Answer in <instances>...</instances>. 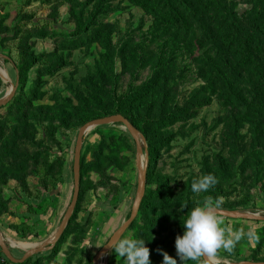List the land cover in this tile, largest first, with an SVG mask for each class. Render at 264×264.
Here are the masks:
<instances>
[{
  "label": "rangeland",
  "instance_id": "rangeland-1",
  "mask_svg": "<svg viewBox=\"0 0 264 264\" xmlns=\"http://www.w3.org/2000/svg\"><path fill=\"white\" fill-rule=\"evenodd\" d=\"M0 40L20 78L16 98L0 108V232L8 247L11 235L35 242L60 182L57 167L69 156L73 165L79 129L115 115L139 131L157 193L147 206L149 232L123 238L146 240L152 259L157 244L170 256L187 214L207 196L219 198L220 209L264 216V0H0ZM10 89L0 83V100ZM104 132L115 152L127 135L136 164L123 125L87 132L75 219L56 246L22 264H93L120 228L103 229L110 217L89 200L88 138ZM113 159L109 195L118 197L128 186L120 181L125 160ZM208 173L218 183L192 193V181ZM257 242L216 264L264 262L262 234ZM9 248L16 259L26 253ZM0 264H14L1 248ZM100 264L125 262L111 250Z\"/></svg>",
  "mask_w": 264,
  "mask_h": 264
},
{
  "label": "crops",
  "instance_id": "crops-1",
  "mask_svg": "<svg viewBox=\"0 0 264 264\" xmlns=\"http://www.w3.org/2000/svg\"><path fill=\"white\" fill-rule=\"evenodd\" d=\"M2 71L6 72V77L2 74ZM15 79L17 78L14 68L12 69L10 66H8V64H6V62L0 59V82L2 83V86L6 87L7 84H9L12 88L16 83ZM104 134L106 133L104 132ZM101 140L102 137L100 136V134H96L93 135L91 138H88V193L90 197L89 200L93 199L94 205L98 207L97 215H108L110 217L108 219V222L104 225L103 229H110V231H112V235L128 219L131 210L130 207H132L134 201L135 187L137 186L139 180V172L137 169V163H131V160L130 162L123 165L124 170L122 172V177L120 181H123V183H128V186L119 189L118 197L115 194H112V196L109 195L111 191L110 181L115 183V178L117 177L115 170L116 168L115 166L109 167V162H107L105 158V151L102 147H99ZM71 161V156L67 157L65 161L62 160L60 182L57 185L56 190H54L51 194L52 201L48 214L46 216H42L41 224L35 229L38 232V235H33L35 237V242L33 241L25 243L18 242V240L14 241V236L11 235V242L13 245H9V247H19L26 250L27 252L28 250L35 247H39L43 243H46L55 237L73 196L74 177L73 165H71ZM103 179L105 180L104 184ZM97 180H100V184L98 186ZM100 190H104L106 194H108L107 196L103 197L104 200H99L98 198H96V196H94V193H97ZM111 200H116V202H114V205H111ZM217 217L220 220L221 227L229 229L233 232L238 231L240 233V239L236 241L232 251L236 248L237 245L243 243L249 244L251 245V247H253L254 244L258 245L257 237L259 233L264 229V223L247 220L229 219L220 216ZM138 218L139 220L141 219L140 214ZM31 222L32 224L38 223L33 220ZM10 233L15 234V237L18 238V234L14 233L12 230H10ZM21 238L19 237V239ZM157 252L159 253L158 258H149L151 264H162L163 256L161 252H164V249L160 248V250ZM226 253L231 252L225 251L224 249H220L217 251L214 257L220 259V256ZM170 256L174 259H177V264H180V261L176 256V249L174 244L171 245Z\"/></svg>",
  "mask_w": 264,
  "mask_h": 264
},
{
  "label": "clouds",
  "instance_id": "clouds-1",
  "mask_svg": "<svg viewBox=\"0 0 264 264\" xmlns=\"http://www.w3.org/2000/svg\"><path fill=\"white\" fill-rule=\"evenodd\" d=\"M218 183L217 178L205 174L194 179L191 191L194 194L206 193ZM220 207V200H213L211 196L204 198L202 205L197 206L187 214L183 222V234L175 238L176 256L180 264L188 261L197 262L202 256L213 257L218 250L231 252L236 241L240 239L238 231L233 232L220 226L215 210ZM113 238L107 246L112 249L115 256H119L125 264H151L149 248L145 246L144 239ZM159 251V250H158ZM162 264H177V259L166 252H161Z\"/></svg>",
  "mask_w": 264,
  "mask_h": 264
},
{
  "label": "water",
  "instance_id": "water-1",
  "mask_svg": "<svg viewBox=\"0 0 264 264\" xmlns=\"http://www.w3.org/2000/svg\"><path fill=\"white\" fill-rule=\"evenodd\" d=\"M0 58L5 59L6 61L10 60L9 57L1 53H0ZM18 84H19V79L17 77L16 83L11 88L10 92L3 99L0 100V108L3 106H6L8 102L13 99V97L15 96L17 92ZM115 124L123 125L127 129V131L129 132L130 136L132 137V139L134 140L136 144V163H137V169L139 172V185H138L137 194L135 197V201H134L130 216L125 221V223L112 235L110 240L113 238L112 242H114L115 239L122 238L124 234L127 232V230L131 227V225L137 220L143 199L145 197L146 187H147L148 162L146 165L142 163L143 153L144 152L147 153V151L144 150L143 148V143H142L143 139L141 135L139 134V131L123 115H115V116L95 119V120H92L86 123L79 129L77 140H76V145H75L74 157H73V177H74L73 196H72L70 205L63 217V220L59 226V229L55 237L51 239L50 241L43 243L39 247H35V248L28 250L21 259H16L12 255L7 244L2 239V235L0 232V248L2 250V253L4 254V256L7 258L9 262L14 263V264L25 263L26 261L31 259L33 256L40 254L44 252L45 250L56 246L58 242L62 239V237L64 236L67 230V227L69 226L71 222V219L73 217V214L78 204V199L80 195V185H81L80 181H81L82 149H83V143H84L85 136L87 132H89L90 130H93L96 127L115 125ZM215 212L217 216L224 217V218L264 223V216H260V215L245 214V213H240V212H236L233 210H225V209H220V208H217ZM107 244L104 246V248L100 252L96 254V256L93 259V264H100L102 255L112 250L107 246ZM202 258L207 264H216L212 262V260H210L209 257L205 258L202 256ZM234 264H242V263H234ZM246 264H264V262H258V263L252 262V263H246Z\"/></svg>",
  "mask_w": 264,
  "mask_h": 264
},
{
  "label": "trees",
  "instance_id": "trees-1",
  "mask_svg": "<svg viewBox=\"0 0 264 264\" xmlns=\"http://www.w3.org/2000/svg\"><path fill=\"white\" fill-rule=\"evenodd\" d=\"M210 5H211V3H207L205 6L206 7H210ZM10 59V58H9ZM7 62H9V63H11L12 65H13V68H14V70H15V73H16V75H17V73L19 72V69H17V67L16 66H14V64L12 63V60L10 59L9 61H7ZM1 83V82H0ZM20 91V78H19V84H18V89H17V92H16V94H15V96L13 97V99L11 100V101H9V102H12V101H14V99L16 98V96H17V94H18V92ZM8 102V103H9ZM8 105V104H7ZM4 107V106H3ZM2 108V107H1ZM127 118V117H126ZM128 119V118H127ZM129 120V119H128ZM130 121V120H129ZM131 122V121H130ZM132 123V122H131ZM132 125L134 126V124L132 123ZM121 136V135H120ZM101 137H102V140H101V143H100V146L99 147H102L103 148V150L105 151V158H106V161L107 162H109V167H112V166H115V164H111L110 163V160L111 159H115V156L116 157H118V159H121V160H125L124 162H125V164L126 163H128V162H130V160H131V158L133 157V153H134V151H133V147H134V145L132 144V142L131 141H129V137H127V135H124L123 137L124 138H126L125 140H126V142H127V144H126V147H125V149L123 150V152L122 151H120V152H115L114 150H113V147L114 146H110L109 145V143L108 142H106V137H105V134H102L101 133ZM119 140H121V137H119L118 138ZM112 147V148H111ZM110 154H112V157L110 156ZM128 158V159H127ZM113 159V160H114ZM61 164H62V161H61ZM124 164V165H125ZM84 165H85V163H84V156L82 155V161H81V180H82V176H83V170H84ZM59 168H61V170H62V165H60V166H58L57 167V169H58V172H59ZM150 168V167H149ZM148 168V172H147V187H146V193H145V197H144V199H143V202H142V205H141V208H140V212H139V214H140V217H141V221H143V224H139L140 222H138V221H135L132 225H131V227L127 230V232L124 234V236L123 237H125V236H127V234L129 233V231L131 230L132 232H133V230H138L139 232H142V231H144L145 233H148L149 232V225H146L147 223H145V216L148 214V207L147 206H149L152 202H154V200L156 199V196H157V193H156V191H152L151 189H149V179H150V175H151V171H150V169ZM59 176H61L60 174H59ZM58 176V173L56 174V177H59ZM80 184H81V181H80ZM44 186V185H43ZM45 187V190H49L50 189V185H46V186H44ZM111 187H113L112 185H111ZM120 189V188H119ZM118 189V190H119ZM80 195H81V190H80ZM79 195V199H78V204H79V202H80V196ZM116 199V198H115ZM116 201V200H115ZM78 204H77V207H76V209H75V212H74V214H73V217H72V219H71V222H72V220H74L75 219V214L77 213V211H78ZM70 222V223H71ZM15 229H17V231L19 232V230L18 229H20V228H18V227H14ZM67 232V231H66ZM66 232H65V234H66ZM144 232H142V234L141 235H143V233ZM20 233V232H19ZM64 234V235H65ZM260 234H262L263 236H264V229L259 233V235H258V237H257V241H259V239H260ZM122 237V238H123ZM63 238V237H62ZM146 245V244H145ZM146 247H147V245H146ZM156 250L158 251V248H159V250H160V248H162V245L161 244H157L156 245ZM151 254V253H150ZM150 254H149V258H151L150 257ZM157 254H159L158 252H157ZM152 255V254H151ZM159 256V255H158ZM156 258H158V257H156ZM202 264H205L204 263V261L202 262ZM207 264V263H206Z\"/></svg>",
  "mask_w": 264,
  "mask_h": 264
},
{
  "label": "bare ground",
  "instance_id": "bare-ground-1",
  "mask_svg": "<svg viewBox=\"0 0 264 264\" xmlns=\"http://www.w3.org/2000/svg\"><path fill=\"white\" fill-rule=\"evenodd\" d=\"M2 74H3L5 77H6V75H7L5 71H2ZM210 260H212V262H214V263H217L219 259H218L217 257H214V256H213V257H210Z\"/></svg>",
  "mask_w": 264,
  "mask_h": 264
}]
</instances>
